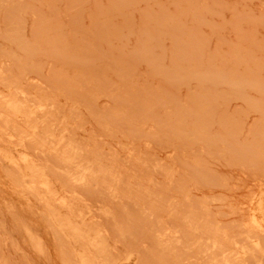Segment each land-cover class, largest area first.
<instances>
[{
    "label": "rangeland",
    "instance_id": "obj_1",
    "mask_svg": "<svg viewBox=\"0 0 264 264\" xmlns=\"http://www.w3.org/2000/svg\"><path fill=\"white\" fill-rule=\"evenodd\" d=\"M0 264H264V0H0Z\"/></svg>",
    "mask_w": 264,
    "mask_h": 264
}]
</instances>
